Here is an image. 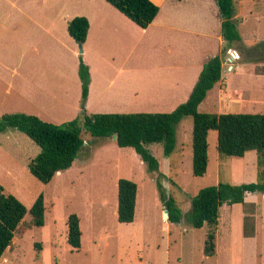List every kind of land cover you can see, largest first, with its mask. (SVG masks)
<instances>
[{
    "label": "rangeland",
    "instance_id": "obj_1",
    "mask_svg": "<svg viewBox=\"0 0 264 264\" xmlns=\"http://www.w3.org/2000/svg\"><path fill=\"white\" fill-rule=\"evenodd\" d=\"M234 1L238 41L230 43L224 52L215 34L211 38L196 37L202 40L201 50L197 44L194 46L202 59L204 54L218 55L223 65L220 83L199 104L198 111L264 114V0ZM4 10L6 6L0 3V11ZM52 10L58 11L55 5ZM31 25L0 28V116L25 113L62 124L83 112L125 111L123 102L136 91L142 98H150L155 76H162L155 68L145 72L139 63L135 69L130 68L132 58H144L147 52L137 45L127 60L123 57L127 50H122L121 56L116 55L114 61L107 58L92 72L95 81L104 84L93 81L86 101L87 97L81 96L78 75L84 47L61 26L47 34ZM217 35L221 37L219 30ZM48 37H56L57 44L47 42ZM112 38L102 49L105 57L115 46ZM154 52L164 54L165 48ZM23 78L28 80L25 88L21 85ZM30 82H40L47 91L29 87ZM74 83L79 86L76 96ZM224 104L228 105L226 109ZM191 132L192 119L186 116L175 126L176 143L169 155H164L159 143L146 145L159 163L158 171H150L134 149L117 146L112 137H93L82 131L83 146L77 158L48 183L37 180L28 170V162L39 147L16 129L0 132V185L5 194L14 195L27 209L22 227L1 256L0 264H264V193L260 191L246 193L242 203L220 208L215 252L204 255V240L211 228L207 224L199 229L189 225L191 200L200 189L218 182H257V155L254 151L243 157L221 155L216 149V131H209L207 170L196 177L192 173ZM119 178L137 184L135 216L129 224L116 219ZM157 181L180 207L182 217L178 223H169L163 215ZM39 195L44 200V225L36 227L28 210ZM70 213L79 217L78 250L71 249L66 240ZM254 225L255 236L247 237Z\"/></svg>",
    "mask_w": 264,
    "mask_h": 264
},
{
    "label": "trees",
    "instance_id": "obj_2",
    "mask_svg": "<svg viewBox=\"0 0 264 264\" xmlns=\"http://www.w3.org/2000/svg\"><path fill=\"white\" fill-rule=\"evenodd\" d=\"M120 13L140 28H146L159 11L158 5L150 0H105ZM220 17V35L223 39V51L230 43L239 40L234 0H215ZM89 22L84 16H75L67 23L69 36L79 45L84 43ZM262 50L264 51V40ZM222 58L210 56L203 63L197 80L185 102L170 112H135V113H94L86 114L71 121L54 124L39 117L25 113H4L0 116V132L7 128L16 129L29 137L38 147L39 152L28 162V170L37 180L48 183L60 171L71 167L82 149V131L93 137H112L119 147L134 149L140 160L150 171H158L157 159L146 145L159 143L165 156L175 147V126L183 117L192 119V173L203 176L208 164V133L216 131V149L219 154L242 157L246 152L255 151L257 155L258 181L253 183L233 184L218 182L199 190L191 200V209L187 216L189 225L201 228L210 226L204 240L203 253L212 256L215 252V228L219 210L223 204L242 203L249 192L264 193V114L263 113H209L199 112L198 106L207 93L221 79ZM78 75L81 81V96L86 99L89 85L88 66L80 60ZM160 174V173H159ZM159 197L167 210L166 220L178 223L182 212L176 200L164 193L157 181ZM0 185V258L11 245L12 239L20 230L21 222L27 213L26 207L12 194H5ZM137 184L126 178L117 180L116 219L119 223H131L135 216ZM33 225H44V200L39 195L31 207ZM66 240L71 249L78 250L81 245L79 217L70 213L66 220ZM21 226V227H20ZM248 235V234H245Z\"/></svg>",
    "mask_w": 264,
    "mask_h": 264
},
{
    "label": "crops",
    "instance_id": "obj_3",
    "mask_svg": "<svg viewBox=\"0 0 264 264\" xmlns=\"http://www.w3.org/2000/svg\"><path fill=\"white\" fill-rule=\"evenodd\" d=\"M150 1L158 5L159 11L146 28H140L105 0H0V3L6 6V10L0 11V28L9 26L18 29L20 26L23 28L31 23L33 28L52 34L60 26L67 31L69 20L75 16H84L89 22V27L82 44L83 61L91 74L86 101L91 94L94 82L97 85L104 84L99 79L95 81L92 72L97 71L99 65H102L107 58V61L109 59L114 61L116 55L121 56L119 54L122 50H127L123 56L127 60L130 52L137 45H141L147 52L143 55L144 58H132L129 61L130 68L135 69V64L139 63L145 72H151L155 68L161 71L162 76L160 78L155 76V88L150 98H142V95L136 91L129 101L122 103L125 111L112 113L170 112L181 102L186 101L202 69V61L210 57L204 54L202 59L198 51L201 50L202 40L196 37L211 38V34H215L222 44L221 37L217 35L221 20L215 0ZM54 5L58 9L57 12L52 10ZM110 36L113 37L111 43L115 46L105 57L101 53L103 47H107L106 42ZM55 39L48 37L47 42L57 44L58 40L56 37ZM195 44L199 46L197 51L194 48ZM186 45L189 49H186ZM120 46L123 49H120ZM161 47L165 48V53L156 54L154 50ZM33 49L39 50V48ZM185 50H188L187 54ZM2 82L7 83L5 79ZM27 82L28 80L23 78L21 85L25 88ZM219 83L220 80L214 87ZM33 86L40 91L44 89L40 82H30L29 87ZM74 89L76 96L79 91L77 83H74ZM222 97L217 98L222 99ZM224 105L226 109L228 105ZM249 152H246L244 156ZM252 157L255 156L252 155ZM250 235L247 237L255 236V225Z\"/></svg>",
    "mask_w": 264,
    "mask_h": 264
},
{
    "label": "water",
    "instance_id": "obj_4",
    "mask_svg": "<svg viewBox=\"0 0 264 264\" xmlns=\"http://www.w3.org/2000/svg\"><path fill=\"white\" fill-rule=\"evenodd\" d=\"M230 51V50H229ZM80 52H82V50H81V48H80ZM237 55V54H236ZM114 139L116 138V135H113L112 136ZM163 215L165 216V217H167V210L166 209H164V213H163Z\"/></svg>",
    "mask_w": 264,
    "mask_h": 264
}]
</instances>
